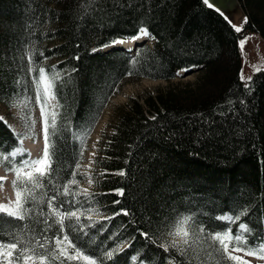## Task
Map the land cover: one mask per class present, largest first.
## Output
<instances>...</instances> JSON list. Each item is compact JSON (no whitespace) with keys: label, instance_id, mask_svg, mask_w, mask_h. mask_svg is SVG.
I'll return each instance as SVG.
<instances>
[{"label":"trees","instance_id":"1","mask_svg":"<svg viewBox=\"0 0 264 264\" xmlns=\"http://www.w3.org/2000/svg\"><path fill=\"white\" fill-rule=\"evenodd\" d=\"M239 1L247 17L240 33L202 0H0V103L32 76L29 55L49 75L54 65L59 70L57 111L64 131L56 140L58 171L82 147L74 131L84 127L103 100L95 126L123 78L170 80L178 69L198 70L194 81L158 88L141 101L133 98L118 112L89 190L99 214L85 210L81 216L88 236L72 233L97 257L105 247L114 249L113 259L101 257L103 264H237L222 258L218 243L200 233L198 225L189 248L166 243L161 225L186 213L213 231L231 226L235 234L245 223L252 231L250 244L264 241V68L251 74L245 89L248 79L240 80L238 45L249 33L264 40V0ZM141 26L151 33L152 45L137 47L139 56L137 51L100 49L133 37ZM133 57L138 60L134 65ZM130 68L134 74L124 75ZM17 143L12 129L0 121V146ZM116 200L120 203L113 204ZM25 207L32 208L33 202ZM121 209L130 215L113 216ZM242 210L239 221L217 219ZM25 224L44 227L0 213L4 239ZM164 243L168 252L159 246Z\"/></svg>","mask_w":264,"mask_h":264},{"label":"snow or ice","instance_id":"2","mask_svg":"<svg viewBox=\"0 0 264 264\" xmlns=\"http://www.w3.org/2000/svg\"><path fill=\"white\" fill-rule=\"evenodd\" d=\"M203 4L209 9H214L221 15L223 11L216 4V0H202ZM230 22V21H229ZM244 23H247V17L244 18ZM234 31L240 33L241 27L233 26ZM151 33L147 28L141 26L134 37L122 38L115 40L112 44L121 43L124 39H132L133 41L141 39V37L150 36ZM248 38L238 41V45L243 50V46ZM95 51V49H94ZM129 51L138 50L130 49ZM43 56V53H40ZM47 59V57H44ZM79 57H77L78 59ZM28 71L32 73L33 83L36 87L35 101L40 106V116L42 121V132L44 139L43 154L41 157L32 159L30 154L25 156V150L18 143L11 146H0V157L5 165L6 172L11 171L15 174V179L12 181L13 189L15 190V201L9 205H0V213L6 214L15 220L24 221L26 218L33 221L35 224H43L42 229L30 227L25 224L22 228L12 229L7 233V239L2 238L3 233H0V264H45L46 261L59 260L60 264L64 261H82L83 264H103L101 257L113 259L114 249H103L101 257H97L94 253L89 252L86 248L81 247L79 239L72 238V233H82L88 236L86 230L88 225L81 222V216L85 214V210L92 211L93 206L98 202L95 201V194L89 193L87 189H79L77 186L81 183V173L79 169L80 159L83 155V148L74 152L72 162H66V167L60 171L54 165L57 159L56 140L62 138L64 131L61 122V116L55 109L60 107L59 102L53 106L52 111H48V101L56 100V81L60 80L59 70L53 66V74L49 75L45 68L36 65L38 61H33L29 55ZM131 64L138 63L136 57H133ZM75 71V69H73ZM182 71L187 72L188 69ZM256 71H260L259 68ZM133 70L130 68L124 73L126 76H132ZM180 73L178 72L177 75ZM251 77L248 78V83H245V89L250 88ZM240 80L244 83L243 69H241ZM19 83V82H18ZM118 91V86L112 88V92ZM23 98L18 100L22 109L27 108L31 102V97L27 94V89ZM104 101L101 100L98 104L97 111L90 114L89 120L84 127L79 131H74L76 140L90 133L91 127L94 125L98 117V109L103 106ZM240 103H244L243 100ZM24 128L23 133H15L14 139L17 141L27 137H34L33 122L27 115L23 116ZM156 119V117H152ZM5 120L0 117V121ZM6 122V121H5ZM95 155V153H93ZM20 157V159H17ZM93 161H89V167ZM66 172L67 175H61L60 172ZM116 174L125 175L123 171H118ZM6 177H0V186ZM89 186L93 183V178L87 176ZM114 193L123 195V189H113ZM33 202L32 208H27L25 205L28 201ZM120 201H113V204H119ZM38 207V211L36 208ZM130 215L127 209H121L119 212L113 213L116 215ZM244 214L242 210L240 214L228 216L230 221H239ZM90 218V217H89ZM224 217H217L223 219ZM74 225H79L76 228ZM198 225L199 232L207 234V238L213 242H217L219 247L217 252L222 253V258L228 261L237 262V264H248L247 261H242L241 257L233 255V252L243 251L245 255L256 256L258 259H264V241H257L256 244L249 243V236H252V231L245 223H239V226L233 234L231 226L226 229L213 231L201 222L196 220L193 213H186L183 216H177L167 224L161 225L165 232L171 236L181 237L184 244L188 243L190 232H195ZM141 236L146 239L150 238V233L138 229ZM246 233V234H245ZM111 239V238H110ZM160 247L168 252L169 247L166 243L160 244ZM175 246V244H173ZM231 246V252L229 247ZM144 264H148L147 261Z\"/></svg>","mask_w":264,"mask_h":264},{"label":"rangeland","instance_id":"3","mask_svg":"<svg viewBox=\"0 0 264 264\" xmlns=\"http://www.w3.org/2000/svg\"><path fill=\"white\" fill-rule=\"evenodd\" d=\"M255 35V33H249L244 37L248 38L243 46V50H241L243 57L241 69H243L244 81L247 80L257 68H264V40L261 37H257ZM47 62L53 63L54 59L47 60ZM197 73L198 70H194L186 75L175 74V76L170 80L153 79L147 77L123 78L118 84V91L109 98L106 105L104 106L95 126L91 128V131L86 136V138L82 137L79 140L83 147V155L80 160L81 167L79 169L81 177H78V179H81V183L77 187L79 189H87L88 192L92 188V185L89 186L87 182V176H91L93 178L97 173V170L95 169V161L102 154L101 151L103 144L107 141L109 135L112 132L120 109L125 108L131 99L134 98L141 101L145 95L154 92L158 88L168 87L169 85L178 81H194L196 79ZM24 89H27V94L31 97V102L28 104V107L22 109L18 103V100L23 98V95L11 96L6 100L5 103H0V116L5 118L4 121H6L7 125L15 133H23L25 131L23 116L27 115L30 118V120L33 122L32 130L35 139L26 136L22 140L25 141L28 139L30 144L23 146L20 143V140L18 141V144L21 145L24 150H27L26 147L32 146V149H29L32 151V154L30 151H25V156L27 157L28 154H30L32 159H36L41 157L43 154L44 139L40 116V106L35 101L36 87L33 83L32 76H28L25 86L19 89L17 92L23 94ZM56 104L57 99H50L48 101V111H52L53 106ZM55 110L57 111L58 108ZM93 153H95V155H93ZM17 159H20V157H17ZM89 161H93L91 167H89ZM0 177H6V179H4L2 182V186H0V205H9L10 202L15 201V190L12 186V181L15 179V174L11 171L6 172L5 165L2 163V157H0ZM89 213L99 214L97 210H92ZM221 216L224 217L223 219H228L227 217L229 215L224 214ZM195 239V233L193 232H190L187 244H184L181 237L168 235L166 243L172 245L175 244V246L179 249L189 248ZM229 251L231 252V247H229ZM232 254L241 257V260L247 261L248 264H264V259H258L256 256L245 255L243 251L233 252ZM45 264L49 263L46 261Z\"/></svg>","mask_w":264,"mask_h":264},{"label":"water","instance_id":"4","mask_svg":"<svg viewBox=\"0 0 264 264\" xmlns=\"http://www.w3.org/2000/svg\"><path fill=\"white\" fill-rule=\"evenodd\" d=\"M216 4L219 5V8L223 11L224 15H222L229 23H231L234 26L240 27L241 22L244 20L245 12L242 8V5L239 0H216ZM219 13V12H218ZM135 42L134 45H138L139 43L136 41H133L132 39H125L123 42ZM116 43V44H108L104 48V52L112 51L114 49L122 47V43ZM190 69L187 72H184L183 74L190 73Z\"/></svg>","mask_w":264,"mask_h":264},{"label":"bare ground","instance_id":"5","mask_svg":"<svg viewBox=\"0 0 264 264\" xmlns=\"http://www.w3.org/2000/svg\"><path fill=\"white\" fill-rule=\"evenodd\" d=\"M245 16H246V13H245ZM137 34V33H136ZM142 39H146V37H141V40ZM131 45H132V43L131 42H128V43H126V42H123L122 43V49H124V48H126V49H131ZM183 69H190V71L192 72V71H194L195 70V67H189V68H181V69H178V72L181 74V73H184V71H182ZM190 72V73H191ZM20 143L23 145V146H25V145H29L30 144V141L28 140V139H26L25 141H23V140H20ZM21 146V145H20ZM27 148V151H30L29 149H32V146H28V147H26ZM30 153L32 154V151H30Z\"/></svg>","mask_w":264,"mask_h":264},{"label":"crops","instance_id":"6","mask_svg":"<svg viewBox=\"0 0 264 264\" xmlns=\"http://www.w3.org/2000/svg\"><path fill=\"white\" fill-rule=\"evenodd\" d=\"M257 37H259L258 35H256Z\"/></svg>","mask_w":264,"mask_h":264}]
</instances>
